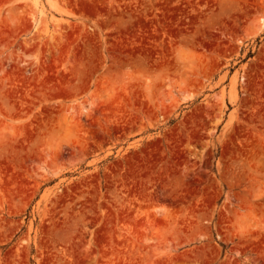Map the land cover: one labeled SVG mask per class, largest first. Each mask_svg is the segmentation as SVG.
<instances>
[{
	"label": "rangeland",
	"instance_id": "374dc122",
	"mask_svg": "<svg viewBox=\"0 0 264 264\" xmlns=\"http://www.w3.org/2000/svg\"><path fill=\"white\" fill-rule=\"evenodd\" d=\"M0 264H264V0H0Z\"/></svg>",
	"mask_w": 264,
	"mask_h": 264
}]
</instances>
